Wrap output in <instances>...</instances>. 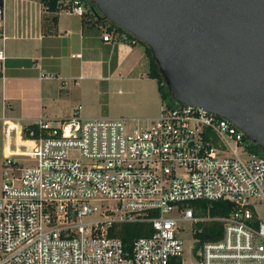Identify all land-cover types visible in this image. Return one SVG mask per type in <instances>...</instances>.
<instances>
[{"label": "built area", "instance_id": "1", "mask_svg": "<svg viewBox=\"0 0 264 264\" xmlns=\"http://www.w3.org/2000/svg\"><path fill=\"white\" fill-rule=\"evenodd\" d=\"M62 9L85 11L79 0ZM115 35L106 29L102 38ZM78 108L38 117L32 127L4 120L0 264H264L256 210L264 202V154L238 127L178 102L131 124L123 116L82 117ZM198 199L232 206L201 214ZM212 220L221 222L220 236H196ZM128 221H146L151 231L124 241L115 231Z\"/></svg>", "mask_w": 264, "mask_h": 264}, {"label": "crops", "instance_id": "2", "mask_svg": "<svg viewBox=\"0 0 264 264\" xmlns=\"http://www.w3.org/2000/svg\"><path fill=\"white\" fill-rule=\"evenodd\" d=\"M0 132L5 119L123 116L141 121L161 107L140 43L104 40L97 15L47 10L41 0H0ZM56 15L55 21L51 19ZM93 100V107L87 102ZM134 111L137 114L128 113Z\"/></svg>", "mask_w": 264, "mask_h": 264}, {"label": "water", "instance_id": "3", "mask_svg": "<svg viewBox=\"0 0 264 264\" xmlns=\"http://www.w3.org/2000/svg\"><path fill=\"white\" fill-rule=\"evenodd\" d=\"M150 49L170 96L264 151V0H88Z\"/></svg>", "mask_w": 264, "mask_h": 264}, {"label": "trees", "instance_id": "4", "mask_svg": "<svg viewBox=\"0 0 264 264\" xmlns=\"http://www.w3.org/2000/svg\"><path fill=\"white\" fill-rule=\"evenodd\" d=\"M42 4L44 7L49 10V11H56L59 10L65 6L72 5L74 3V0H41ZM85 7V13H93L97 15L96 20H100L102 23L107 24V29L109 31H113V33H116L115 38L118 40L120 39L119 33L121 32H127L125 29L122 27L108 21L106 18H104L98 11L93 9L88 0H79ZM56 15H53L51 19L55 21ZM128 33V32H127ZM124 41L127 42H136L140 43L144 47V52L145 55L148 59V70H147V75L149 77H152L156 79L157 81V87L159 90L160 98L162 103H166L167 105H174L177 102L170 96L168 93L165 84L163 82V79L161 77V74L159 72V69L152 57V54L150 52L149 47L139 40L138 38L130 35L128 33L127 39ZM34 124H28V126L32 127ZM252 150L256 153L259 154H264V151L261 150L260 147H258L256 144L251 143ZM192 203L196 204V212L201 213V214H210V215H224L226 214L231 206L232 203L228 200H222V199H217V200H207V199H198L193 201ZM151 231V226L150 223L146 221H128V222H121L118 224V228L115 231L117 235L122 237L124 241H130L133 238L139 236V235H144L148 234ZM222 231V224L219 221H206L203 223L202 230L199 231L196 236H199L201 239H212V238H217L220 236Z\"/></svg>", "mask_w": 264, "mask_h": 264}, {"label": "rangeland", "instance_id": "5", "mask_svg": "<svg viewBox=\"0 0 264 264\" xmlns=\"http://www.w3.org/2000/svg\"><path fill=\"white\" fill-rule=\"evenodd\" d=\"M93 103L94 101L91 99L87 102V104L89 105V107H93ZM128 113H131V114H137V113H134V111H128ZM130 122V120H128ZM145 120H142L141 122H144ZM143 124V123H141ZM3 144H4V139L2 138V133L0 132V160H1V155L3 153ZM256 210H257V213H258V216L260 217V219L262 221H264V202L262 203H259L257 206H256Z\"/></svg>", "mask_w": 264, "mask_h": 264}]
</instances>
